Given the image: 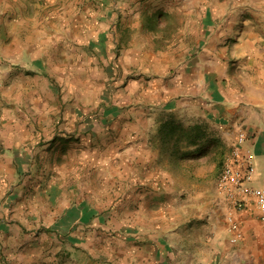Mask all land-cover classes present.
<instances>
[{"label": "crops", "instance_id": "crops-1", "mask_svg": "<svg viewBox=\"0 0 264 264\" xmlns=\"http://www.w3.org/2000/svg\"><path fill=\"white\" fill-rule=\"evenodd\" d=\"M155 4L164 10V4ZM115 6L89 0H0V264L8 259L20 264H153L150 257L136 259L140 248H159L147 240L150 231L138 229L135 212L132 225H123L129 242L118 245L124 248L119 263L90 254L61 259L60 253L81 248L77 243L98 250L106 235V226L98 224H106L107 215H121L114 206L121 200L137 202L138 183L152 178L151 136L162 122L192 129L194 135L187 143L189 135L181 136L176 150L164 145V258L155 264H264V223L254 197L235 211L240 236L233 241L217 172L223 158L215 144L223 138L228 156L243 130L242 150L254 163L251 184L264 185V0L166 3L167 11L176 10L182 37L173 49L154 46L144 52L145 58H164L152 65L142 64L141 47L131 40L144 20L130 19V44H135L124 46L118 60L142 74L128 83L130 108L111 109L115 118L107 131L92 132L87 125L81 144L61 151L56 138L63 129L73 136L76 131L69 127L85 118L95 99H90V85L98 96L108 81L105 64L93 62L115 53L113 31L125 22L114 16ZM173 152L180 157H172ZM185 153L196 156L185 159ZM192 162L197 163L190 168ZM174 186L180 191L173 193ZM193 200L200 208L194 224L191 216L184 218L185 202ZM43 224L56 239L38 235ZM17 228L31 234L37 256L25 258L24 247L12 244L21 250L4 251L7 235ZM47 246L51 253L44 252Z\"/></svg>", "mask_w": 264, "mask_h": 264}, {"label": "rangeland", "instance_id": "rangeland-1", "mask_svg": "<svg viewBox=\"0 0 264 264\" xmlns=\"http://www.w3.org/2000/svg\"><path fill=\"white\" fill-rule=\"evenodd\" d=\"M89 1H92L94 4L99 5H101L102 3L110 6L115 4V8H112L113 10H115L116 13V15L114 16L119 17L125 22L120 23L121 25L115 27V30L113 29V36L116 38L118 36L120 38H118L117 40L115 38L114 42L112 43V49L115 51L112 57L105 59V62L101 58L98 59L99 62H95L96 59L94 58V65L95 63H98L100 65L105 64V70L107 71L108 81L105 85V88L103 89V91H101L100 95L98 96L96 94V90L94 89L95 85H90L91 87H93V90H90V99L92 97H95V99H93V102L88 107H86L88 112L87 114H85V118H79L78 121H73L71 127L67 125L69 128L74 129L76 133L71 136L67 133L66 129H63L60 136L56 138L55 142H60V144H63L62 148L60 149L61 151L67 150L71 143H75L76 145L81 144V134L86 131L87 125L91 126L90 130L92 132H96V130L101 131L102 129H104V131H107L111 124V121H113L112 119L115 118H110V114L112 112L111 109L119 110L120 112H122L127 111L130 108L129 103L131 101L132 92L128 83L132 79L137 80L138 77L140 78L142 76L139 67L130 68L127 66L128 61H118L119 54H121V51L124 49L123 47L126 46L125 48H128L130 46L132 47L135 44V42L130 44V27L128 26V24H130V19H133L134 17H140L144 20L145 26L143 25L142 27H139L140 34H137L135 37L132 36L131 39H136L137 45L141 47L142 53L141 58L139 59L140 61H142V64H145L147 62L148 64L150 63L152 65L156 61L160 62L164 60V58L160 56H150L145 58L143 57V55L144 52H146L147 50H152L154 46L164 47V49H173V47H177V45L179 44L178 40H180L179 38L182 37V35L178 33L179 27L176 25V10L169 12L165 9L166 3H172L177 0ZM155 3L164 4V10L158 8L156 9ZM160 19L161 21L164 19V21L162 23H159L158 20ZM145 23H147L148 25H146ZM191 28V26L187 27L188 30H190ZM186 40L190 41L191 38L186 37ZM190 43L192 44L193 42ZM194 44H196V42H194ZM97 97H99V100L96 99ZM113 132L116 133V131ZM122 135L123 133L119 132V136ZM183 135H189V137L184 138V143H187L188 140L189 142L192 140L191 137H193L194 132L192 129H185V131H183L178 128L174 123H167L164 125V122H162L159 128H154L153 134L151 136L153 161L151 162V166L148 167V170L151 172L152 178L150 180H147L146 182L140 181L138 183L139 185L136 187V193L138 195L137 202L121 200V204L116 203L114 205L118 206V210L120 211L121 215L117 217V212L112 214V216L107 215L108 218L105 222L106 224H98L99 226H106V235L100 237L98 250H90L86 248L85 245L77 243L79 244V246H81V248L72 249L70 251L65 249L62 250L60 253L61 259H73V257L77 259L87 258L86 256H89L90 254V256L95 257V260L97 257L98 259L106 260L108 263H119V258L123 254L124 248L122 246H120L121 248H118V245L121 244L122 240H126V244H128L129 242V239L126 238V233L124 234L125 230L123 229L125 227L123 225H125L126 227L132 225L134 220L132 217V215H134L133 212L137 213L136 222L138 229L142 231H150L149 233L151 234V236L147 240L151 241L153 245H156V247L159 248L158 251H151L152 249L150 248L145 250H142L140 248V250L138 249L136 251V259L142 260L146 257H150L152 263L155 264V260L157 258H164V244L160 242L164 241V145H166L165 147L167 150L170 149L169 151H171L172 149L176 150V148L180 146L181 141L183 140L180 139V137ZM215 144L218 147V156L223 158L221 163L218 165L217 170L218 177H220L219 174H221L224 163L227 158L231 155L233 148L227 156L225 154L227 147L226 143L224 142V139H216ZM177 156L180 157V155H177L175 154V152H173L172 157L176 158ZM194 156H196V154L194 155L193 153H189L185 155V159H192ZM175 160L176 159H174V162ZM196 163L197 162L190 163V168L195 166ZM193 190L194 189H192V191ZM131 191H133V188L129 190V192ZM179 191L177 190L176 186L173 187V193H177ZM24 204L26 206V202ZM198 206L199 203L196 200H193L189 203L185 202L184 208L185 210H188V212H186L184 218L191 216L190 219L191 222H193L192 224H194L196 220H199L198 216L200 215V208ZM180 207L181 205L179 203V208ZM138 211L142 212L139 213ZM194 216H196L195 219ZM38 228V235L44 233L45 238L49 241H53L54 239H56V234H54V231L51 229V227L47 228V226L43 224L41 227ZM139 230H137L138 233L140 232ZM12 231L15 234L16 238H14V234H12V232L7 235L8 246L7 249H4V251L7 252V255H10L12 253V250H16L10 247L11 244L15 248H18L20 246L24 247L25 250L23 251L26 254L25 258H27V256H29L30 254L33 255L34 253L36 254V256L38 255L39 251H37L36 248L32 249L33 246L31 243L33 241L31 240L30 233L24 232L19 228H17V230L12 229ZM138 238H140V235ZM194 238H196V236H194ZM141 242L142 240L138 239L136 244L140 245ZM54 243H56V241ZM54 243L53 246L55 247ZM77 244H75L74 246H77ZM190 251L196 252L194 249H190ZM44 252L51 253V250L48 249L47 246V249H45ZM20 257L21 255L19 256V258ZM7 263L20 264L18 260L16 261L11 259H8ZM68 264L72 263L69 262Z\"/></svg>", "mask_w": 264, "mask_h": 264}, {"label": "built area", "instance_id": "built-area-1", "mask_svg": "<svg viewBox=\"0 0 264 264\" xmlns=\"http://www.w3.org/2000/svg\"><path fill=\"white\" fill-rule=\"evenodd\" d=\"M247 135L242 130L238 134L237 142L231 155L224 163L219 177V188L228 203L227 220L229 229L234 233L233 241H236L239 223L235 211L244 207L247 201L254 197L260 212V219L264 223V185H252L254 163L250 156L243 153L242 147L246 143Z\"/></svg>", "mask_w": 264, "mask_h": 264}]
</instances>
